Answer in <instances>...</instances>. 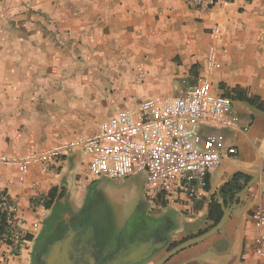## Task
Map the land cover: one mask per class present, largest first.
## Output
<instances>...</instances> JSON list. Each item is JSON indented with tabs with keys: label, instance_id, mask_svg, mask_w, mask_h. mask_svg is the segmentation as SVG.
<instances>
[{
	"label": "crops",
	"instance_id": "crops-1",
	"mask_svg": "<svg viewBox=\"0 0 264 264\" xmlns=\"http://www.w3.org/2000/svg\"><path fill=\"white\" fill-rule=\"evenodd\" d=\"M216 22L222 28L213 91L232 99L239 126L204 127L203 147L217 148L222 163L209 171L205 188L197 187L200 196L178 190L156 199L159 228L145 238V247L129 250L115 259L118 263L154 264L172 245L205 233L214 225L210 208L218 204L223 211L222 198L231 206L222 229L165 264H239L244 250L249 252L245 264H263L252 250L256 225L251 212L258 206L264 210V179L241 198L238 193L251 177L236 172L264 174V109L259 107L264 106V0H231L212 7L193 0H0L4 154L88 135L103 119L136 108L146 97L183 94L203 68ZM238 89L258 103L241 98ZM78 108L98 110L76 119L72 109ZM80 120L85 124L80 131H60L59 125ZM89 161L77 149L48 169L33 165L22 182L16 168L0 164V192L19 201L27 221L41 224L18 257L5 261L1 248L0 264H35L39 253L42 264H58V256L60 264H74L72 252L63 253L55 243L58 230L64 231L60 241H68L84 227L93 195L109 196L111 182L128 181L94 176ZM236 176L242 188L224 193Z\"/></svg>",
	"mask_w": 264,
	"mask_h": 264
},
{
	"label": "built area",
	"instance_id": "built-area-1",
	"mask_svg": "<svg viewBox=\"0 0 264 264\" xmlns=\"http://www.w3.org/2000/svg\"><path fill=\"white\" fill-rule=\"evenodd\" d=\"M197 6L228 5L231 0H193ZM221 23L210 31L207 56L196 83L181 95H154L142 99L136 108H123L103 119L94 132L62 140L22 154L0 153V164L14 167L18 180L24 181L30 168L41 164L45 169L55 160L79 149L90 157L89 170L96 177L126 178L145 174V189L150 199L183 190L200 196L208 173L222 163L220 151L203 147V129L208 125L237 128L239 118L231 98L213 91V78L220 67L219 40ZM230 153H234L231 149ZM0 214L7 229L0 232V249L8 261L19 256L29 237L40 229L38 219L27 221L19 201L0 192ZM256 225L253 252L264 264V210L251 212ZM248 250L241 253L245 264Z\"/></svg>",
	"mask_w": 264,
	"mask_h": 264
},
{
	"label": "rangeland",
	"instance_id": "rangeland-1",
	"mask_svg": "<svg viewBox=\"0 0 264 264\" xmlns=\"http://www.w3.org/2000/svg\"><path fill=\"white\" fill-rule=\"evenodd\" d=\"M79 62L83 61L79 60ZM127 73L129 72L124 74ZM121 78L123 81H128L127 77L122 76ZM110 93L107 92V96H111ZM95 110L98 109L78 108L72 109V112L77 117L76 119H80L78 115ZM57 111L60 113L61 109H57ZM83 126L85 124L81 120L76 123L59 125L63 134L75 133L80 131ZM127 180L123 184L111 182L109 191L112 194L109 196L102 192L93 195V199H96L95 204L86 212L87 220L82 222L84 227L76 232L71 231L68 241L65 239L60 241L64 231H62L63 229L58 230V239L55 243L61 244L59 247L60 250L64 248L63 253L65 250L72 252L74 264H128L125 261L118 263L115 259L122 257L133 248L145 247L142 244L146 240L145 238L159 228V223L154 219L161 215L157 214L160 209L155 206L158 205L156 199L152 201L145 194L143 174L130 175ZM35 251L36 249L33 250V254ZM36 259L37 257L34 260L35 264ZM56 262L61 263L59 256Z\"/></svg>",
	"mask_w": 264,
	"mask_h": 264
},
{
	"label": "water",
	"instance_id": "water-1",
	"mask_svg": "<svg viewBox=\"0 0 264 264\" xmlns=\"http://www.w3.org/2000/svg\"><path fill=\"white\" fill-rule=\"evenodd\" d=\"M243 172L247 173L251 179L247 183V185L238 193V196L243 198L245 194L248 192L250 187L259 179H264V174H258V173H250L245 171H237L236 173ZM233 178V177H232ZM222 206H223V215L220 219V221L215 224L212 228H210L205 233L195 236L193 238H190L188 240H185L174 247L170 248L159 260H157L154 264H165L168 262L172 257H174L176 254L181 252L182 250L186 249L187 247L194 245L196 243H199L212 235L216 234L218 231L222 229V227L225 225V223L228 221L231 213V206H225L223 199H220Z\"/></svg>",
	"mask_w": 264,
	"mask_h": 264
},
{
	"label": "trees",
	"instance_id": "trees-1",
	"mask_svg": "<svg viewBox=\"0 0 264 264\" xmlns=\"http://www.w3.org/2000/svg\"><path fill=\"white\" fill-rule=\"evenodd\" d=\"M238 91H237V93H238L237 95H239L241 98H246L252 104H257L258 103V100L259 99L257 97L247 96L240 89H238ZM259 107L262 108V109H264L263 103H260L259 104ZM238 179H239V176H236L231 183H229L228 185H226V186L223 187L222 191L225 193L227 191H233L234 189L240 190L243 185H241L238 182ZM222 214H223V211L220 209V207H219L218 204H216V207H213L212 206L210 208V217L214 218V225L219 222V220L222 217ZM6 229H7V225H6V221H5L4 215L3 214H0V232L5 231ZM173 246L174 245H172L171 247H173Z\"/></svg>",
	"mask_w": 264,
	"mask_h": 264
},
{
	"label": "flooded vegetation",
	"instance_id": "flooded-vegetation-1",
	"mask_svg": "<svg viewBox=\"0 0 264 264\" xmlns=\"http://www.w3.org/2000/svg\"><path fill=\"white\" fill-rule=\"evenodd\" d=\"M39 258H40V253H39L38 256H37L36 264H42V263H40Z\"/></svg>",
	"mask_w": 264,
	"mask_h": 264
}]
</instances>
